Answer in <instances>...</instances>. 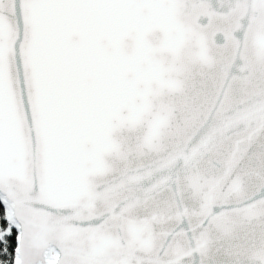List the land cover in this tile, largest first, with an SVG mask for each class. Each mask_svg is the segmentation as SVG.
<instances>
[{
    "label": "snow or ice",
    "instance_id": "6c2138e0",
    "mask_svg": "<svg viewBox=\"0 0 264 264\" xmlns=\"http://www.w3.org/2000/svg\"><path fill=\"white\" fill-rule=\"evenodd\" d=\"M0 264H264V0H0Z\"/></svg>",
    "mask_w": 264,
    "mask_h": 264
}]
</instances>
